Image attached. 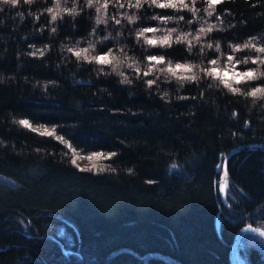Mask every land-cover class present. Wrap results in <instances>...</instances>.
Wrapping results in <instances>:
<instances>
[{
  "label": "trees",
  "instance_id": "1",
  "mask_svg": "<svg viewBox=\"0 0 264 264\" xmlns=\"http://www.w3.org/2000/svg\"><path fill=\"white\" fill-rule=\"evenodd\" d=\"M106 2L100 24L105 0L0 3V264H231L264 231V0ZM237 255L264 264V239Z\"/></svg>",
  "mask_w": 264,
  "mask_h": 264
},
{
  "label": "snow or ice",
  "instance_id": "2",
  "mask_svg": "<svg viewBox=\"0 0 264 264\" xmlns=\"http://www.w3.org/2000/svg\"><path fill=\"white\" fill-rule=\"evenodd\" d=\"M18 2H19V0H0V3H3V4L16 5ZM25 2L26 3H31L32 0H25ZM94 2L95 3H99V0H88L89 7H92ZM154 2H157V0H154ZM218 3H220V0H207L208 8L212 9V10L215 9V7H216V5ZM135 6L136 7H140V0H137ZM158 6L159 7H175V4H172V3H169V4H158ZM106 8H107L106 0H105L104 4H101L100 7L96 8V11L98 13H101V16L96 21L97 24L105 22L104 19H103L104 13L102 12V9H106ZM0 10H2V9H0ZM51 11H52V20L55 21L57 19V17L60 16L62 12L67 11V9L61 7V0H56V6ZM71 11H72V13H75V9H72ZM212 14H213V11H209L208 12L209 16H211ZM128 19L130 21H134L135 17H129ZM118 22L119 21H117V23ZM212 28H213V26L209 25L207 29L201 28L200 32L202 34L205 31L210 32V31H212ZM53 31H55V29H53ZM147 31H153L154 32V31H156V29H148ZM140 35L143 36L144 33L141 32ZM180 39L181 40H187L188 36L187 35L181 36ZM196 39L199 40V36H197ZM169 42H170V34L166 35V38L164 40H160L159 41V43L161 45H168ZM147 43L151 45V44L157 43V41L156 40H148ZM245 47H248V45L246 44ZM257 51L264 52V48H258ZM75 55L77 57H82L84 59L94 60L96 63H99V64H108V63H111V62H115L117 67H119L120 63L122 62L116 56H113L111 54V52H109L107 55L90 56L89 49H87V48L75 51ZM229 59L231 60V58H229ZM151 60L155 61L156 63H162L163 62V58L162 57L161 58H157L156 56H152ZM254 62H256V61H254ZM259 62L260 63H264V61H259ZM215 63H216V61H213V64H215ZM167 71L169 73H171V75L176 76L177 72H179V71H184V72L191 71V66L177 64V65H175L174 68L173 67H169L167 69ZM214 74H215L214 72H209V75H214ZM234 75H239L241 77V79L236 80L237 83H239L240 80H242V79L253 80V79L256 78V74L251 72V71L236 72V73H234ZM178 79H180V80H185V79L194 80V79H196V77L195 76H190V77L179 76ZM124 82L127 83L126 80ZM223 83H224L225 87L229 88L232 92L239 91L236 88H232L231 83H229L227 80L223 79ZM262 94H264V89L259 88V87H257L254 91L249 93V95H251L253 97H257L258 95L259 96H264ZM18 123L23 125L25 128H31L33 131H38V129L32 128V125L29 123L28 120H20ZM42 134L51 136V135L54 134V130L49 131L47 129H44ZM112 155H114V153ZM101 158H110V157H104L103 153L95 154L93 156L87 157V159H89V160H98V159H101ZM72 163L75 164L76 160H72ZM100 170L101 171L103 170L102 166H101ZM217 170L218 171L220 170V166L219 165H218V169ZM82 171H84V170L82 169ZM225 174H226V169H225Z\"/></svg>",
  "mask_w": 264,
  "mask_h": 264
},
{
  "label": "water",
  "instance_id": "3",
  "mask_svg": "<svg viewBox=\"0 0 264 264\" xmlns=\"http://www.w3.org/2000/svg\"><path fill=\"white\" fill-rule=\"evenodd\" d=\"M235 153V151H233L229 156H228V159ZM227 159V160H228ZM226 169V167H225ZM222 190H223V195L225 197L226 195V190H227V179L226 177L223 179V185H222ZM247 233H253V234H256L258 236H260L262 239H264V231L261 230V229H258L254 226H245L243 227L239 233L236 235V238H235V241H234V244H233V247H232V252H231V255H230V258H231V264H242L240 262V259L237 255V247H238V244H239V241L241 240V238L243 237V235L247 234ZM244 264V263H243Z\"/></svg>",
  "mask_w": 264,
  "mask_h": 264
},
{
  "label": "rangeland",
  "instance_id": "4",
  "mask_svg": "<svg viewBox=\"0 0 264 264\" xmlns=\"http://www.w3.org/2000/svg\"><path fill=\"white\" fill-rule=\"evenodd\" d=\"M233 77H234V73H229L227 75L228 80H230V79L231 80H235V79H233ZM31 125H32V128L38 129L37 132H39V133H42L43 130L46 129V128L40 127L38 125H33V124H31ZM49 131H51V130H49ZM74 154H75V157H76L77 164L79 165L80 168H88V167H91L94 164V162L96 161V160H89V159H87V157H89V155H87V156L81 155L79 152H77L75 150H74ZM90 156H93V155H90ZM240 262L242 263V261H240Z\"/></svg>",
  "mask_w": 264,
  "mask_h": 264
},
{
  "label": "clouds",
  "instance_id": "5",
  "mask_svg": "<svg viewBox=\"0 0 264 264\" xmlns=\"http://www.w3.org/2000/svg\"><path fill=\"white\" fill-rule=\"evenodd\" d=\"M164 38H166V36H164ZM224 79L230 83V81L228 80V78L226 76L224 77ZM233 79L238 80V79H241V77L239 75H234ZM262 95H264V94H262Z\"/></svg>",
  "mask_w": 264,
  "mask_h": 264
},
{
  "label": "bare ground",
  "instance_id": "6",
  "mask_svg": "<svg viewBox=\"0 0 264 264\" xmlns=\"http://www.w3.org/2000/svg\"><path fill=\"white\" fill-rule=\"evenodd\" d=\"M238 233H239V232H238ZM238 233H237V234H238ZM235 238H236V237H235ZM239 242H240V241H239Z\"/></svg>",
  "mask_w": 264,
  "mask_h": 264
}]
</instances>
